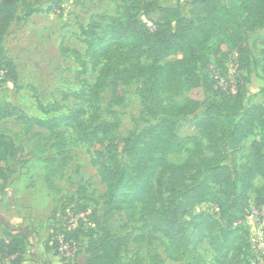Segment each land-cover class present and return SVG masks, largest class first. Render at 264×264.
I'll return each mask as SVG.
<instances>
[{
    "label": "rangeland",
    "instance_id": "obj_1",
    "mask_svg": "<svg viewBox=\"0 0 264 264\" xmlns=\"http://www.w3.org/2000/svg\"><path fill=\"white\" fill-rule=\"evenodd\" d=\"M170 1L179 6L181 21L191 17L194 0ZM216 2L233 8L240 5L239 0ZM131 3L30 0L27 5H18L15 18L0 35V144L11 148L8 157L0 161V235L13 232L29 239L26 263L20 264H83L112 239L122 242L117 257L99 262L90 258L87 262L264 264V170L244 182L250 145L259 138L257 128L236 144L224 140L221 155L215 157L199 126L176 133L156 132L154 137L170 142L193 137L198 144L189 141L180 152L156 151L135 175H129L142 176L154 160L164 157L167 166L158 167L150 179L154 187L151 194L156 196V189H164L174 167L186 164L175 202L183 204L194 194L210 193L217 198L204 199L177 218L184 222L205 215L194 222L193 226L198 227L185 231L187 235L199 231L204 236L197 245L175 247L169 235L153 228L142 201L117 194L119 188L109 195L103 177L108 172L114 176L116 164L120 169L130 165L131 157L125 151L128 144L143 130L157 125L163 116L143 105L149 75L134 76L129 82L120 80L121 99L115 102L113 82L117 73L145 68L153 62L145 40L130 24V15L133 13L152 35L160 21L151 0H139L134 10ZM30 8L35 12L27 15ZM238 19L251 51V64L245 69L238 63L234 66L224 53L214 51L212 40L198 65V74L210 83L214 71L225 66L226 74L243 90L247 105L264 106V19L249 20L241 12ZM92 23L97 25L88 28ZM81 27L92 33L85 36ZM73 51L85 61L84 72ZM178 58V52L167 56ZM211 83L214 91L210 89L204 95L199 116L221 91L214 81ZM188 96L187 87L176 95L158 90L155 104L163 109L180 107ZM113 122L115 127L109 125ZM217 159L239 175L236 191L229 188L227 196L215 182L219 170L207 165L219 164ZM162 196L166 199L167 193ZM107 201L120 207L105 215ZM68 209H77L85 216L75 240L80 252L73 261H65L55 253L50 235L55 213L64 216ZM226 234L233 249L224 261L213 247L219 249ZM49 248L51 260L46 253ZM234 251L236 258L229 262ZM9 260L0 259V264H9Z\"/></svg>",
    "mask_w": 264,
    "mask_h": 264
},
{
    "label": "trees",
    "instance_id": "obj_2",
    "mask_svg": "<svg viewBox=\"0 0 264 264\" xmlns=\"http://www.w3.org/2000/svg\"><path fill=\"white\" fill-rule=\"evenodd\" d=\"M30 0H1L0 1V35L9 27L10 22L15 18L16 10L19 4H28ZM36 1V0H34ZM139 0H132L130 7L135 9ZM238 8L231 6H218L216 0H194L191 17L186 20H180V9L170 0H151L159 11L160 21L155 24V33L152 35L148 29L141 25L135 15H130V24L133 29L139 33L145 40L148 50L153 56V62L145 68H133L130 70L117 73V79L113 82L115 102L121 99L119 90V81L129 82L134 76L149 75L146 86L145 97H143L144 107L148 105L155 113L162 114L159 123L151 128L143 130L135 136L128 144L125 151L131 157L130 165L120 169L116 164L114 166L115 177L107 173L103 177L104 182L109 187V195L113 196L116 189L119 188L120 195H126L132 199L140 200L143 203V209L148 210L149 221L155 230H160L169 235L171 243L181 249H186L192 243L197 245L204 236L199 231H194L187 235L185 231L189 227L196 228L199 224L193 226L194 222L203 218L193 216L190 220L179 222L187 214L188 210L196 203L204 199H215L210 193L200 196L197 194L187 197L183 204L175 202L176 189L182 185L183 176L181 170L186 164L175 166L171 176L167 178L164 189H156V196L151 194L154 187L151 177L158 167L165 168L167 161L164 157L154 160L153 164L148 167L146 173L137 178H128L129 175H135L153 153L164 151L168 153L180 152L184 145L189 141L196 144L198 142L193 137H183L178 142H170L161 137H154L156 132L176 133L182 128L201 127L207 141L208 147L214 157L221 155L222 142L224 140L233 141L236 144L242 138L252 134L254 128L259 130V138L253 140L247 155L245 168L247 174L244 182L249 181L255 174L264 170V106L259 104H249L244 101L243 90L237 87L234 94H226L219 91L217 98L210 100L205 106L202 116L197 115L201 107L204 95L212 91V81L207 82L198 74V65L203 60L204 53L208 49L209 43L214 41V51L224 53L229 59V55L235 51L238 54V64L242 68H247L251 64V51L247 43L245 31L238 19V12L244 13L249 20L264 19V0H239ZM35 10L30 8L27 15L34 13ZM96 23L88 25V28L94 29ZM82 34L89 35L84 27H81ZM76 61L81 65L82 71H85V61L81 59L77 51ZM171 52H178L180 58L167 59ZM223 66L220 72H225ZM184 87H187L189 96L183 106H172L169 109H163L155 104V94L158 90L170 94H179ZM158 89V90H157ZM217 90V89H216ZM220 90V89H219ZM217 92V91H216ZM155 105V108L154 106ZM155 109V110H154ZM116 126L113 122L109 124ZM108 134V133H107ZM111 146L113 143L110 144ZM141 147V151L140 148ZM11 148L8 144H0V161H3L10 154ZM140 151V152H139ZM139 154H138V153ZM214 158L209 162L212 163ZM219 163V159H217ZM209 169L219 170L215 182L222 186V193L230 195L237 189L239 175L233 173L231 169L224 164H207ZM115 183H113V181ZM138 181L140 183H138ZM51 182V181H50ZM48 181V186L50 184ZM138 183V186L135 184ZM163 192L167 193L166 199H163ZM107 210L105 215L118 209L120 206H114L109 201L106 202ZM75 211H79L75 209ZM84 225L80 221L78 227L74 229L71 236L77 239L79 228ZM18 236H9L0 238V258L10 259L9 264H20L23 241ZM217 241V240H216ZM222 244L213 249L220 252V258H227V254L232 251V241L227 240V234L223 238ZM122 248V242L119 239H112L106 243V246L95 251L88 258L94 261H103L117 257V253ZM235 251L231 256L235 260ZM117 261V258H116ZM87 264H91L87 262Z\"/></svg>",
    "mask_w": 264,
    "mask_h": 264
},
{
    "label": "built area",
    "instance_id": "obj_3",
    "mask_svg": "<svg viewBox=\"0 0 264 264\" xmlns=\"http://www.w3.org/2000/svg\"><path fill=\"white\" fill-rule=\"evenodd\" d=\"M229 60L234 66L238 63V54L233 51L229 55ZM232 65V64H231ZM233 72V70H230ZM3 71L0 69V75ZM213 80L215 88L224 91L226 94H234L237 90V83L230 74L214 71ZM262 216L264 217V206L261 207ZM57 214V215H56ZM56 220L50 232L51 243L55 249V253L65 261H73L76 259L80 252V245L76 239L71 236V233L76 229L80 221H85V216L81 211L67 210L66 215L62 216L61 213H55Z\"/></svg>",
    "mask_w": 264,
    "mask_h": 264
},
{
    "label": "crops",
    "instance_id": "obj_4",
    "mask_svg": "<svg viewBox=\"0 0 264 264\" xmlns=\"http://www.w3.org/2000/svg\"><path fill=\"white\" fill-rule=\"evenodd\" d=\"M18 217H19V215H18ZM20 219H25L24 217L23 218H21L20 217ZM9 236H18V237H20L21 239H22V241H23V246H22V252L19 254V256L21 257V263H26L24 260H25V257H26V251H27V249H28V245H29V239L28 238H26L25 236H22L21 234H17V233H4V234H1L0 235V238H4V239H6V238H8ZM46 253H47V257L51 260V259H53V256L51 255L52 253H51V250H50V248L49 249H47V251H46ZM1 259V258H0ZM83 259H81V261H82ZM87 258L84 260V263L83 264H86L87 263ZM50 263V262H49ZM50 264H56L55 263V261H53V263H50Z\"/></svg>",
    "mask_w": 264,
    "mask_h": 264
}]
</instances>
